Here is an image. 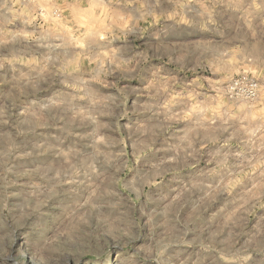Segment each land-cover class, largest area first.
I'll return each mask as SVG.
<instances>
[{
    "label": "clouds",
    "instance_id": "1",
    "mask_svg": "<svg viewBox=\"0 0 264 264\" xmlns=\"http://www.w3.org/2000/svg\"><path fill=\"white\" fill-rule=\"evenodd\" d=\"M0 264H264V0H0Z\"/></svg>",
    "mask_w": 264,
    "mask_h": 264
}]
</instances>
